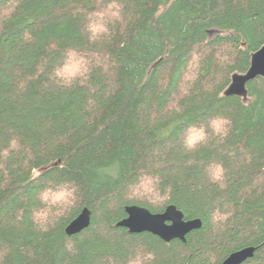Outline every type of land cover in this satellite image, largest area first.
<instances>
[{
	"label": "trees",
	"instance_id": "obj_1",
	"mask_svg": "<svg viewBox=\"0 0 264 264\" xmlns=\"http://www.w3.org/2000/svg\"><path fill=\"white\" fill-rule=\"evenodd\" d=\"M263 46L264 0H0V264H222L249 246L243 264H264V79L224 96ZM129 205L203 225L132 234Z\"/></svg>",
	"mask_w": 264,
	"mask_h": 264
},
{
	"label": "water",
	"instance_id": "obj_2",
	"mask_svg": "<svg viewBox=\"0 0 264 264\" xmlns=\"http://www.w3.org/2000/svg\"><path fill=\"white\" fill-rule=\"evenodd\" d=\"M257 78L264 79V46L252 54L247 72L233 74L224 92L225 96H237L246 100L247 85ZM91 214V210L84 207L67 226V233L76 235L87 229L91 224ZM126 214L127 217L118 222V226L127 228L132 234L152 233L167 243L175 239L185 242L190 232L200 229L203 225L200 218L185 219L183 212L175 205H169L161 213H153L138 205H129L126 207ZM255 251L254 246L245 247L230 254L222 264H243L254 256Z\"/></svg>",
	"mask_w": 264,
	"mask_h": 264
},
{
	"label": "clouds",
	"instance_id": "obj_3",
	"mask_svg": "<svg viewBox=\"0 0 264 264\" xmlns=\"http://www.w3.org/2000/svg\"><path fill=\"white\" fill-rule=\"evenodd\" d=\"M90 27V30L93 32V33H96L100 30H105L106 31V28L104 26V24L102 22H93L91 25H89ZM85 71H87V69H85ZM58 75H62L63 73L58 70L57 72ZM221 120L220 119H214L212 120L211 122V126L213 127V129L216 131L217 134H221L222 133V129H221ZM206 139V134H205V130L204 129H199L197 131V133L194 135V136H191L187 139L186 141V145L187 147L189 148H194L196 146V144L200 141H203ZM221 166L220 165H216L215 166V169L212 171V175H211V178L213 180L215 179H219L220 175H221ZM64 193H61V194H58L56 197H55V200H60L64 197ZM44 199L47 200L48 199V196L47 194H45L44 196ZM147 258H151V254H149V256ZM131 264H141V260L139 258H137L136 260L132 261Z\"/></svg>",
	"mask_w": 264,
	"mask_h": 264
},
{
	"label": "rangeland",
	"instance_id": "obj_4",
	"mask_svg": "<svg viewBox=\"0 0 264 264\" xmlns=\"http://www.w3.org/2000/svg\"><path fill=\"white\" fill-rule=\"evenodd\" d=\"M209 34H210L211 38H213V37L217 36L218 34H220V32H219V30H217V29H213V30L210 31ZM196 133H197V132H195V131L190 132V137H191V136H194ZM55 197H56V196L51 197L52 200L55 201V202H56V201H59V200H55ZM64 197L67 198L66 195H64ZM49 199H50V198H49ZM62 200H63V198L61 199V201H62ZM50 201H51V200H50Z\"/></svg>",
	"mask_w": 264,
	"mask_h": 264
},
{
	"label": "bare ground",
	"instance_id": "obj_5",
	"mask_svg": "<svg viewBox=\"0 0 264 264\" xmlns=\"http://www.w3.org/2000/svg\"><path fill=\"white\" fill-rule=\"evenodd\" d=\"M224 96H225V94H224ZM228 97V96H227ZM123 220V219H122ZM120 222V221H119ZM127 229V228H126Z\"/></svg>",
	"mask_w": 264,
	"mask_h": 264
}]
</instances>
